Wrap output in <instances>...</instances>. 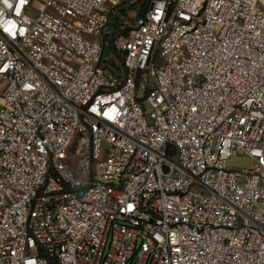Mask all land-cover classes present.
Returning <instances> with one entry per match:
<instances>
[{"label": "built area", "instance_id": "2783aa9c", "mask_svg": "<svg viewBox=\"0 0 264 264\" xmlns=\"http://www.w3.org/2000/svg\"><path fill=\"white\" fill-rule=\"evenodd\" d=\"M121 1L0 0V264H264V0Z\"/></svg>", "mask_w": 264, "mask_h": 264}, {"label": "trees", "instance_id": "16d2710c", "mask_svg": "<svg viewBox=\"0 0 264 264\" xmlns=\"http://www.w3.org/2000/svg\"><path fill=\"white\" fill-rule=\"evenodd\" d=\"M149 0L122 1L117 6V14L111 17V24L115 28L124 26L127 31L135 19L141 15Z\"/></svg>", "mask_w": 264, "mask_h": 264}, {"label": "rangeland", "instance_id": "374dc122", "mask_svg": "<svg viewBox=\"0 0 264 264\" xmlns=\"http://www.w3.org/2000/svg\"><path fill=\"white\" fill-rule=\"evenodd\" d=\"M122 1H126V3H128L129 1L132 0H122ZM76 138H84L86 139V143L81 145H76ZM72 147L74 148L73 152L76 153L73 155V160H76L78 159V157H80L81 155L85 154L88 151L87 136L85 134H76ZM250 165H251L250 160L243 155L232 156L227 161V166L233 169H247L250 167Z\"/></svg>", "mask_w": 264, "mask_h": 264}, {"label": "clouds", "instance_id": "9594fccd", "mask_svg": "<svg viewBox=\"0 0 264 264\" xmlns=\"http://www.w3.org/2000/svg\"><path fill=\"white\" fill-rule=\"evenodd\" d=\"M22 2H23V0H22ZM5 3H7V0H5ZM8 6H9V7H11V5H10V4H9Z\"/></svg>", "mask_w": 264, "mask_h": 264}]
</instances>
